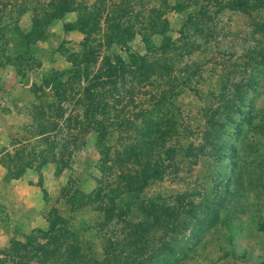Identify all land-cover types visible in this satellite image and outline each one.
Here are the masks:
<instances>
[{
    "label": "rangeland",
    "instance_id": "obj_1",
    "mask_svg": "<svg viewBox=\"0 0 264 264\" xmlns=\"http://www.w3.org/2000/svg\"><path fill=\"white\" fill-rule=\"evenodd\" d=\"M230 1L0 0V250L49 229L54 213L80 230L65 241L67 264H114L105 251L107 236H123L109 235V228L100 236L95 227L102 213L72 211L69 198L75 189L79 197L88 195L98 180L104 187L107 167L116 169L112 159L139 143L150 119L153 137L172 130L171 123L173 134L157 146L160 153L168 145L176 151L164 163L163 178L140 196L162 203L191 192L201 202L199 219L211 220L212 209L204 205L222 200L216 220L202 228L184 215L186 223L164 238L170 250L163 248L151 264H264V0H246L255 3L247 8H232ZM165 20L172 38L167 49L161 46ZM144 37L155 47L146 49ZM136 53L145 57L138 73L130 69ZM115 55L127 73L90 88ZM54 71H65L61 87H43V76ZM88 91L105 99L111 123L128 124L108 143L109 154L98 149L95 127L82 118ZM43 131L48 134L38 135ZM220 139L227 145L218 162L213 147ZM6 153L11 170L1 162ZM24 157L30 163L14 177L21 169L14 159ZM63 161L68 167L58 174L56 163ZM131 216L142 214L135 209ZM119 244L127 261L131 250Z\"/></svg>",
    "mask_w": 264,
    "mask_h": 264
},
{
    "label": "trees",
    "instance_id": "obj_2",
    "mask_svg": "<svg viewBox=\"0 0 264 264\" xmlns=\"http://www.w3.org/2000/svg\"><path fill=\"white\" fill-rule=\"evenodd\" d=\"M230 6H233L232 8H247L249 6L254 7L255 3L248 4L246 0H231ZM175 7L178 11L184 9L180 4ZM54 17L59 16L55 15ZM164 24L163 29H161V46L167 49L172 43V38L171 35L167 33L168 21L165 20ZM143 40L146 49L150 50L155 47L149 37H144ZM144 65V56L137 53L132 56L130 55V69L132 72H140ZM125 73L127 72L124 66V60L120 56L115 55L113 58L108 57L102 71L91 79L92 85L90 88L103 85L106 82H113L114 79L124 76ZM64 75L65 71H54L48 76H43L42 86L59 89L63 83ZM104 100L105 99L92 95V93L88 91L84 99L85 108L82 118L95 127L98 133V149L100 148L103 152L105 151L104 154H109L112 147L108 143L111 139H118L122 132L127 130L128 124L123 120H116L114 123H111L108 115L109 111L106 110L108 105ZM145 122L146 125L142 134L143 137H141L142 139H140L139 143L136 142L134 146L126 145L122 150L123 155L126 154V156L119 153L112 159V162L109 161L113 163L116 169L111 172L113 166L109 165L107 167L108 171L111 169L110 172L106 174L108 176L110 174V177L107 176L105 178L108 183L103 187L102 181L98 180L97 187L91 193H88V195L79 197L77 196L78 190L75 189L74 197L71 196L72 198H69V205L72 211L90 207L102 213V221L95 227L96 231L100 233V236L106 237V234L103 233L108 230L106 228L111 230L107 231L109 235H116L118 231L117 234L123 236L118 240H113L111 237L107 236L110 239L107 240L108 243H106L105 251L106 253L114 255L112 256L115 258L114 264H151L155 262L154 257H157V255L159 256L163 248L170 250L171 245H168L164 238L168 235L169 230H175L186 223V217H183L184 215L195 220L194 226L198 225L199 228H202L204 224H208L209 222L212 224L216 220V210L222 207V200L219 201V203L215 201L206 203L204 205L205 208L212 209L214 218L211 220L208 216L199 219V214L203 213V209L197 210L201 202L196 201L195 195L191 192L189 194L186 191L175 193L171 196V202H165L163 200L162 203L158 201L155 203L153 198H149L148 200L140 196L144 188L150 183L154 180L163 178L165 174L164 168L168 166L164 163L166 160L168 162L172 161L176 151L175 149H171L168 145L164 147L162 153H160L157 146L159 142L163 143L167 134H169V137L173 134L174 127L171 123L169 125L172 130L168 128L169 126L165 127L166 131L160 129L159 136L153 137L150 133L152 130V121L146 119ZM47 134L46 131H43L38 135L46 136ZM208 137H210V135H208ZM220 143V146L216 149L213 147L214 158L217 159L218 162L222 161L223 157H225V153L219 150H225L227 145V143L221 139ZM143 145L144 147H142ZM228 148V150H230L229 145ZM64 149V145L59 148L62 153ZM190 149H192V147H190ZM193 150L200 151L198 148H194ZM20 151L23 153L25 149L21 148ZM25 156L28 157L27 155ZM26 157H24V160L20 159L21 161L19 159H14L17 163L14 165L21 166L20 171L14 173V177L20 175L30 163V160L25 159ZM104 160H106V157ZM1 162L6 168L11 170L10 164L13 163L9 153H6L1 159ZM107 162L108 161H106V163ZM125 162H129L130 165L124 168ZM106 163H104L105 166L107 165ZM67 167L68 162H57L56 173L60 174ZM120 179L125 180L126 183L122 185ZM217 190L219 189L217 188ZM224 190L228 194L231 193L228 187H225ZM124 192L129 194L128 199L122 197ZM214 192H216V190H214ZM84 198L88 199L84 201ZM151 204H153V209ZM135 209L140 210L142 214L141 218L137 216L132 218L131 213ZM157 210H159V213H156ZM163 212H165V216H162ZM47 221L49 222V229H38L35 235H33V233L27 235L25 242L15 240L6 250H0V264H16L18 261L25 263V261L30 262L33 259L35 260V264H67V261H70L71 258L68 257L70 248L65 244V241L67 238L77 235L80 230L72 228V226L68 225L66 219H61L54 213L48 215ZM91 228L92 227L89 226L87 229ZM158 235L159 237H157ZM138 237H141L139 250L133 247L138 243ZM120 241L126 243L131 250L128 253L127 261L119 257Z\"/></svg>",
    "mask_w": 264,
    "mask_h": 264
}]
</instances>
